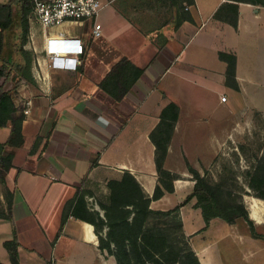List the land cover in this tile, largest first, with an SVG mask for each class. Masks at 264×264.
<instances>
[{"label":"crops","instance_id":"obj_1","mask_svg":"<svg viewBox=\"0 0 264 264\" xmlns=\"http://www.w3.org/2000/svg\"><path fill=\"white\" fill-rule=\"evenodd\" d=\"M100 1L97 17L83 23L43 28L29 21L24 47L33 54V82L20 81L11 92L23 142L7 147L14 152L12 167L0 182V212L6 211V188L12 197L19 264H115L100 248L107 226L100 224L97 234L92 223L105 221L109 182L124 173L149 198V209L180 205L182 231L199 264H264V200L244 198L248 221L212 218L207 226L195 198L181 204L195 184L190 169L202 175L249 113L264 112V6L248 0ZM94 22L101 25L98 37ZM71 24L80 28L70 30ZM60 36L83 46L75 70L49 64L47 39ZM220 53L234 57L231 74ZM122 57L142 75L134 78L126 69L122 79L113 76L100 87ZM167 124L162 169L175 178L155 198L161 179L156 145ZM9 134L10 123L0 127V142ZM11 238L9 221L0 217L3 264H11L3 244Z\"/></svg>","mask_w":264,"mask_h":264},{"label":"trees","instance_id":"obj_2","mask_svg":"<svg viewBox=\"0 0 264 264\" xmlns=\"http://www.w3.org/2000/svg\"><path fill=\"white\" fill-rule=\"evenodd\" d=\"M248 1L252 4L264 6V0ZM12 6L15 7L18 16L16 24L17 39L11 49L8 52H4V31L13 21ZM31 6L30 0H7L4 3H0V10L7 9L8 11L5 19H0V127L10 123V134L6 142H0V182L2 183L5 182V176L12 167L14 153L13 150H8L7 147L20 145L23 142L21 134L22 115H17L16 113L11 99V92L20 81L33 82L31 74L33 54L24 47L28 40L30 21L28 15L31 13ZM230 18L232 24H235L237 13L233 12ZM220 57L228 62V73L231 74L234 67V57L225 53H220ZM126 69L134 70V78L142 75V69L135 67L127 58L122 57L106 73L99 86L101 87L106 80L113 76H118L119 80L122 79ZM133 80L135 79H130V86L133 85ZM122 95V91H117V94L114 95L115 100H120ZM171 126V124H167V128L163 131L164 134L159 136L162 143H157L156 145L157 155L155 162L161 179L159 178L153 194L155 198L161 196L164 190L169 191L170 186L168 183L175 178L174 174L162 169V159L166 152ZM190 171L195 179V184L192 191L181 201V204L195 198L194 206L200 209L205 222L204 226H207L212 218H220L226 222H232L235 218L242 217L248 221V214L244 205L241 204L237 207L236 205L220 204L215 188L207 183L198 171L194 169H190ZM249 187L253 188L250 184ZM109 188L111 193L109 204L105 207V221L100 220L99 223L92 224L97 234L100 224L107 226L105 237L99 235L100 248H105L108 253L112 254L117 264H145L146 260L149 259L159 264H175L176 262L185 264L184 260L199 264L194 251L190 247L184 251L177 252L172 261H162V258L168 254L169 246L162 242L158 244L157 240L161 236H156L147 224L152 214L171 215L182 232L179 216L180 205L165 211L149 209V198L144 196L138 183L129 173H124L120 180H111ZM5 203L6 211L4 213L0 212V217L9 221L12 238L6 240L3 244L11 264H19L17 252L19 241L12 215V197L8 188H6ZM70 204V202H67L65 206L56 236H59L62 232ZM250 230L251 233L256 235L252 227ZM111 244H113L112 247ZM0 264L3 263L0 262ZM46 264L51 263L47 262Z\"/></svg>","mask_w":264,"mask_h":264},{"label":"rangeland","instance_id":"obj_3","mask_svg":"<svg viewBox=\"0 0 264 264\" xmlns=\"http://www.w3.org/2000/svg\"><path fill=\"white\" fill-rule=\"evenodd\" d=\"M6 1L0 0V3ZM7 12V9L0 10V19H5ZM11 13L13 21L4 31V52H8L17 39L16 24L18 16L14 6L11 8ZM221 15H225V12L220 13ZM79 28L80 26L77 24H71L68 27L73 31ZM202 176L207 183L215 188L220 204L239 207L241 204L244 205V198L247 197L264 200V112L249 113L248 117L239 126V132L228 139L225 147L217 155L212 167L204 170ZM249 184L253 188L249 187ZM147 224L156 236H161L157 243L162 242L169 246L168 254L162 258V261H172L177 252L184 251L189 247L192 250L189 238L183 231L181 232L178 223L171 215L152 214ZM5 230L6 236L8 232L6 237L8 238L10 236L8 225ZM1 256L2 259L7 257L3 249ZM184 261L185 264H193L187 260ZM115 264H117L116 259ZM145 264L159 263L149 259L146 260ZM175 264L180 263L176 262Z\"/></svg>","mask_w":264,"mask_h":264},{"label":"built area","instance_id":"obj_4","mask_svg":"<svg viewBox=\"0 0 264 264\" xmlns=\"http://www.w3.org/2000/svg\"><path fill=\"white\" fill-rule=\"evenodd\" d=\"M30 21L38 23L43 28L60 26L64 23H83L97 17L103 8L100 0H30ZM92 34L98 37L101 34V25L94 22ZM46 54L49 64L55 69L75 70L80 63L79 55L83 46L78 38L58 37L48 38ZM226 100L221 95L220 101Z\"/></svg>","mask_w":264,"mask_h":264}]
</instances>
